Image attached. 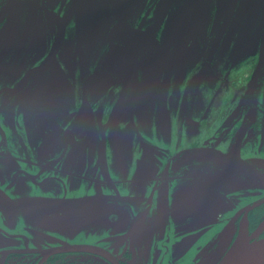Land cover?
<instances>
[{"label":"flooded vegetation","instance_id":"1","mask_svg":"<svg viewBox=\"0 0 264 264\" xmlns=\"http://www.w3.org/2000/svg\"><path fill=\"white\" fill-rule=\"evenodd\" d=\"M242 9L264 0H0V264H215L264 236V103L227 104L244 70L215 60L229 32L264 46Z\"/></svg>","mask_w":264,"mask_h":264},{"label":"rangeland","instance_id":"2","mask_svg":"<svg viewBox=\"0 0 264 264\" xmlns=\"http://www.w3.org/2000/svg\"><path fill=\"white\" fill-rule=\"evenodd\" d=\"M262 19H264V13L263 14L262 13H258L257 15H251V12H248V10L246 11V9H242L241 11H238L235 14V16L233 18V21H232L233 22L232 25H233V27H235V26L241 27V31L245 32L246 30H248L252 26V24H254V22H256V21L261 22ZM261 32L264 33V30H262ZM230 33L231 32H229V34L226 35L225 38L223 39V41L221 42V46H220L221 50L217 52V58L215 60H216V62L218 64L219 68H222V66L224 64H226V63L224 62L223 57L220 56L221 55L220 52L222 51V49L231 48L232 49L231 50V55L232 54L233 55L231 57L228 56L229 59L232 58L231 62H230V65H231L232 68L243 67L244 72H242V75H241V77L239 79H240L242 85L245 87V86L248 85V83L250 81V72L253 71V68H254V65H255V63H254L255 61L254 60L257 59L262 64V66L264 67V46L261 47V45L258 44V46L256 47V51H254L253 53H248V54H242L241 55L240 45L238 43L239 42L238 41L239 37H236L235 35H233L231 37ZM252 62H253V64H252ZM261 81H262L261 88L258 91L259 93L256 94L255 96L248 95V93L246 92L244 87H242V89H240V90L235 89L233 87H229V90L227 91L228 94L226 96V103L227 104L231 103L234 106H236V105L239 106V103H241V102L242 103L245 102L247 104L251 103L252 101H255L258 104L264 103V74L263 73H262ZM237 91H239L238 95H240V100L237 99ZM41 95H43V94H41ZM68 98H69V100H71L70 98H73V94L68 93ZM28 99L29 98H27V95H26L24 100H26V102L29 101V103H30L31 99H29V100ZM34 104H35L34 105V109L36 111V109L41 104H43V96H41L40 98L38 97V99L34 101ZM230 111H231L230 107L227 106V110H226L227 116L226 117H227V123H228V131L230 130L227 133V138H226V140L228 141L227 142V146H229V144L231 143V139L234 137L235 131H236V128H237V123L234 124L233 122H232V127H231V120H232L231 117L232 116H231V112ZM251 111H252V108L245 109L243 111L241 110V112H242L241 117H243L245 119L250 117L251 120H252V117L249 116V115H251V113H250ZM253 111H255V110H253ZM256 112H257V117L259 116V118H261L262 116H260V113L258 114V111H256ZM147 132H149V131L147 130ZM263 140H264V136H263ZM150 147H152V146H147V149H145L146 156H151L150 155L151 153L154 156H156L152 152ZM255 147L256 146H255V144L253 142L248 141V143L243 146V151H245L247 153L248 151H252L251 149H256ZM152 149L155 152L157 151V149H155V148H152ZM252 159H257V158L250 157L249 160H251V163L252 162L255 163V161H257V160H252ZM148 160L156 162V161H154L152 159L151 160L148 159ZM160 160H162V158H160ZM259 161L264 164V159L261 158V159H259ZM156 164H157V162H156ZM239 165H241V163ZM135 174H136V172H134V175ZM247 177H248V175H246L244 177V179L247 178ZM263 192H264L263 190L260 191L259 195H261ZM253 198H254L253 195H249L246 198H242V200L240 201V205H244L250 199H253ZM232 213L234 214V211H231L230 213H228V216H232ZM227 223H228V232H229V227H230L229 225H231V226L234 225V221H233L232 217H228ZM261 227L262 228L264 227V222L261 224ZM261 227L258 230H260ZM256 232H255L254 236H250V240L249 241L250 242L264 241V236L260 235V232H259V234H256ZM231 245L232 244L229 245V242H228V249L230 248ZM222 255H219V257L222 256Z\"/></svg>","mask_w":264,"mask_h":264},{"label":"water","instance_id":"3","mask_svg":"<svg viewBox=\"0 0 264 264\" xmlns=\"http://www.w3.org/2000/svg\"><path fill=\"white\" fill-rule=\"evenodd\" d=\"M167 7H168V4L165 5L164 9H166ZM190 42H191L190 39L186 40L184 49H186L189 46ZM252 44L254 43L249 42L247 46L251 47ZM257 76H258V70H256L252 76V85L255 84ZM242 136H243V132L239 134L238 137L236 138L232 148L229 151V154H228L229 157L236 158V159L238 158L239 147H240ZM263 201H264V197L261 198L259 201L253 203L252 205L248 206L245 209L244 215L247 214L249 209L262 203ZM239 235L240 233L238 234L236 239L233 241L230 248L224 253V255L215 264H264V241L250 242L249 241L250 237H248L247 243L249 245L247 247L239 248L236 246L237 245L236 242L238 240Z\"/></svg>","mask_w":264,"mask_h":264},{"label":"bare ground","instance_id":"4","mask_svg":"<svg viewBox=\"0 0 264 264\" xmlns=\"http://www.w3.org/2000/svg\"><path fill=\"white\" fill-rule=\"evenodd\" d=\"M244 229V228H243ZM246 229V228H245ZM257 233V232H256ZM237 237V236H236ZM248 236L245 234V232L240 231V235L238 237V240L236 242V246L239 248L247 247L249 244L247 243Z\"/></svg>","mask_w":264,"mask_h":264}]
</instances>
